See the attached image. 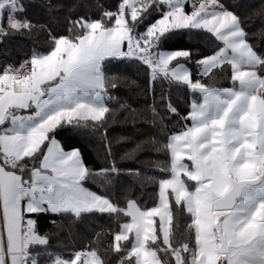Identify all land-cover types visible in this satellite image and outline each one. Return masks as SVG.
I'll return each instance as SVG.
<instances>
[{
    "label": "snow or ice",
    "instance_id": "obj_1",
    "mask_svg": "<svg viewBox=\"0 0 264 264\" xmlns=\"http://www.w3.org/2000/svg\"><path fill=\"white\" fill-rule=\"evenodd\" d=\"M8 3L7 12L0 9V40L41 29L48 47L14 64L0 53V78L23 66L37 72L47 61L55 71L29 103L0 114V264H264V43L251 38L264 40V0H117L97 5L96 17L69 16L61 30L35 24L24 0ZM44 7L57 6L48 0ZM133 70L144 72L151 102L141 113L127 102L120 107L133 122L150 112L158 132L125 156L145 143L163 144L166 155L152 206L130 187L116 191L117 177L143 174L120 166L107 134L113 91L121 82L141 87L126 75ZM221 77L230 86L217 87ZM159 81L169 90L157 92ZM173 86L187 89V107L173 100ZM172 117L179 128L168 127ZM86 136L104 144L102 165L88 163L80 143ZM244 161H254L247 176ZM173 203L190 220L191 242L180 246L172 243ZM97 213L119 225L108 247L90 242L70 256L52 247L42 221L58 226L57 217Z\"/></svg>",
    "mask_w": 264,
    "mask_h": 264
},
{
    "label": "trees",
    "instance_id": "obj_2",
    "mask_svg": "<svg viewBox=\"0 0 264 264\" xmlns=\"http://www.w3.org/2000/svg\"><path fill=\"white\" fill-rule=\"evenodd\" d=\"M17 4L19 0H16ZM25 4H29L28 10L25 13L37 25H48L49 27L61 30L66 27L67 18L70 16L75 19L79 15L87 14L93 17L98 16L100 9L97 5L110 7L117 0H51L52 5H56L53 11L49 12L44 5L48 0H24ZM229 3L233 0H228ZM244 4L256 3L260 0H241ZM7 12L6 9H4ZM257 23L258 21H251ZM257 31V29H253ZM257 43H264V40L257 34L251 37ZM48 40L45 30L37 29L32 32H21L8 35L0 40V53L5 50L8 53V59L11 63L20 62L25 56H28L33 50H47ZM201 50L207 51L208 47L201 44ZM3 56H0V60ZM118 75L119 73H112ZM131 79L136 80L141 87L130 86L129 83L121 82L118 89L113 91L112 95L117 98L116 101L110 103V107L115 109L114 118H110L107 125L108 136L112 140V151L116 155L118 163L122 168L139 169L143 176L137 178L134 176L121 175L115 179L116 191L120 194L126 188H131L133 196L138 198L142 204L152 206L156 203L158 193V180L164 177V173L159 170V162L166 159L163 152V144L159 146V150L153 147L152 144L145 143L140 151L135 152L131 156H125L135 148L136 143L144 141L158 132L150 123L151 113H143L144 119L138 114L135 122L127 111L120 107L121 104L127 102L138 110V113L143 112V109L151 101L144 94L143 89L146 87L147 81L143 71L137 73L135 70L126 73ZM230 79L221 77L216 84L217 87L230 86ZM157 92L161 90H169V85L165 81H159L156 84ZM172 98L180 102L181 109L187 107L186 88H177L173 86L171 89ZM176 117L170 118L166 123L168 127L181 126ZM163 133L157 136L158 139H163ZM120 137H128V140H121ZM76 143V141H71ZM80 143L85 146V156L89 164H103L101 155L105 151L104 144L97 136H86L80 139ZM123 157V159H121ZM152 177L153 179H149ZM93 190L103 191L96 184H90ZM173 225L177 230V235L172 239L174 246L183 245L186 241L189 243L190 237L187 233V224L190 223L188 214L182 208H177L174 203ZM62 220V224L58 226L51 225L47 220L42 221L43 227L51 232L50 243L52 247L62 252L65 256H70L74 251L86 246L98 245L101 249L109 246L112 234L118 230L119 225L115 223L106 214L85 215L82 219H73L71 216L57 217ZM99 234V235H97ZM167 264V262H166Z\"/></svg>",
    "mask_w": 264,
    "mask_h": 264
},
{
    "label": "crops",
    "instance_id": "obj_3",
    "mask_svg": "<svg viewBox=\"0 0 264 264\" xmlns=\"http://www.w3.org/2000/svg\"><path fill=\"white\" fill-rule=\"evenodd\" d=\"M10 6L8 0H0V9H6L8 11ZM54 63L53 61H47L38 66H34L38 67L37 72H30L27 66H23L14 75L0 78V80H3L8 85L7 90L0 89V114L5 111L9 114L14 112L18 105L29 103V97L37 93L40 87H46V85H42L41 81L47 79L50 74L54 73ZM255 119V115L250 116L246 126L251 127ZM262 130H264V121H262ZM3 147L9 149L10 145L5 142ZM253 167L254 161H244L240 166V170L247 176L253 170Z\"/></svg>",
    "mask_w": 264,
    "mask_h": 264
},
{
    "label": "rangeland",
    "instance_id": "obj_4",
    "mask_svg": "<svg viewBox=\"0 0 264 264\" xmlns=\"http://www.w3.org/2000/svg\"><path fill=\"white\" fill-rule=\"evenodd\" d=\"M10 7H11V6H10ZM7 9H8V8H7ZM53 66H54V65H53ZM258 211H259L262 215H264V210L258 208Z\"/></svg>",
    "mask_w": 264,
    "mask_h": 264
},
{
    "label": "water",
    "instance_id": "obj_5",
    "mask_svg": "<svg viewBox=\"0 0 264 264\" xmlns=\"http://www.w3.org/2000/svg\"><path fill=\"white\" fill-rule=\"evenodd\" d=\"M36 94H38V92Z\"/></svg>",
    "mask_w": 264,
    "mask_h": 264
}]
</instances>
